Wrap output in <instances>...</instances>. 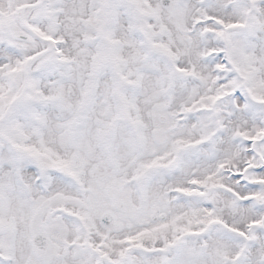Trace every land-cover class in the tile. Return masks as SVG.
<instances>
[{
    "label": "snow or ice",
    "instance_id": "6c2138e0",
    "mask_svg": "<svg viewBox=\"0 0 264 264\" xmlns=\"http://www.w3.org/2000/svg\"><path fill=\"white\" fill-rule=\"evenodd\" d=\"M0 264H264V0H0Z\"/></svg>",
    "mask_w": 264,
    "mask_h": 264
}]
</instances>
